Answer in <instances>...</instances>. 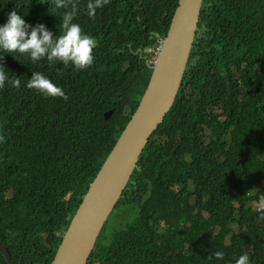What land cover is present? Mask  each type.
<instances>
[{"label": "trees", "instance_id": "16d2710c", "mask_svg": "<svg viewBox=\"0 0 264 264\" xmlns=\"http://www.w3.org/2000/svg\"><path fill=\"white\" fill-rule=\"evenodd\" d=\"M75 2L74 22L97 41L90 67L18 53L0 62L21 79L0 89V243L16 264H51L146 89L149 55L138 49L165 37L178 0H109L95 18L88 0ZM13 11L61 34L65 10L51 0H0V26ZM201 26L209 42L194 40L175 101L115 206L135 212L120 228L107 221L87 264H235L245 254L264 264V0H203ZM33 72L69 100L28 89ZM215 251L223 259H209Z\"/></svg>", "mask_w": 264, "mask_h": 264}, {"label": "water", "instance_id": "95a60500", "mask_svg": "<svg viewBox=\"0 0 264 264\" xmlns=\"http://www.w3.org/2000/svg\"><path fill=\"white\" fill-rule=\"evenodd\" d=\"M203 0H178L138 107L106 157L65 230L51 264H87L96 241L127 188L137 162L170 111L198 31ZM112 111L104 113L108 120ZM7 264H16L0 243Z\"/></svg>", "mask_w": 264, "mask_h": 264}, {"label": "clouds", "instance_id": "9594fccd", "mask_svg": "<svg viewBox=\"0 0 264 264\" xmlns=\"http://www.w3.org/2000/svg\"><path fill=\"white\" fill-rule=\"evenodd\" d=\"M108 3L109 0H88L86 5L87 15L90 18H95L97 9ZM51 5L55 9L65 10L62 16L59 17L61 20L59 24L61 34H54L47 30L43 24L29 25L13 11L8 15L7 22L0 26V53L2 54L0 55V62L4 60V56L15 58L14 54L18 53L27 56L32 63L44 59L50 64L59 61L65 66L74 65L78 71L92 65L94 61L93 50L97 46V41L94 37L84 33L81 26L74 22L78 13V5L75 0H51ZM198 32L199 28L197 34ZM164 38H158L156 44L145 51L138 49L140 57L142 53L147 52L149 59L145 60L152 65L157 59ZM148 69L150 68L148 67ZM6 83L17 89L21 87L20 77L18 78L14 74L10 78L9 71L3 63H0V89H3ZM26 87L41 92L45 97L59 98L64 101L69 100V96L65 94L61 87L55 85L40 72L32 73ZM256 207L259 209L260 205ZM223 257L224 253L222 251H215L208 258L219 260ZM235 264H249L248 255H241L235 261Z\"/></svg>", "mask_w": 264, "mask_h": 264}, {"label": "rangeland", "instance_id": "374dc122", "mask_svg": "<svg viewBox=\"0 0 264 264\" xmlns=\"http://www.w3.org/2000/svg\"><path fill=\"white\" fill-rule=\"evenodd\" d=\"M119 207L115 208L113 210V212L111 213L109 219H108V225L114 227V228H120L121 225H124L127 221L128 218H130L133 214H134V210L130 209V208H121L120 210L118 209ZM256 209H258V207H256ZM117 213L120 215L124 214V219L126 220H119L120 215L117 216ZM107 228V226H106ZM104 229V228H103Z\"/></svg>", "mask_w": 264, "mask_h": 264}, {"label": "flooded vegetation", "instance_id": "af4514ba", "mask_svg": "<svg viewBox=\"0 0 264 264\" xmlns=\"http://www.w3.org/2000/svg\"><path fill=\"white\" fill-rule=\"evenodd\" d=\"M199 29L200 30H199V32L197 34V37L198 38H204L205 39V43L209 42V36L206 35L207 31L204 29V27L201 26Z\"/></svg>", "mask_w": 264, "mask_h": 264}]
</instances>
